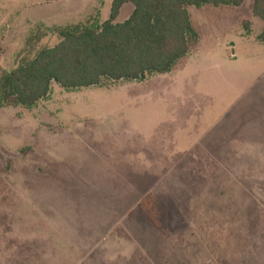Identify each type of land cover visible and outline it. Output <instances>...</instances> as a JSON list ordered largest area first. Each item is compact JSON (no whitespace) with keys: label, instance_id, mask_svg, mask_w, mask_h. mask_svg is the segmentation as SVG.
Segmentation results:
<instances>
[{"label":"rangeland","instance_id":"1","mask_svg":"<svg viewBox=\"0 0 264 264\" xmlns=\"http://www.w3.org/2000/svg\"><path fill=\"white\" fill-rule=\"evenodd\" d=\"M252 1L188 7L197 38L167 73L51 82L32 107L0 105V264H251L264 228ZM111 2L0 0V77L55 46L56 29L107 20Z\"/></svg>","mask_w":264,"mask_h":264},{"label":"trees","instance_id":"2","mask_svg":"<svg viewBox=\"0 0 264 264\" xmlns=\"http://www.w3.org/2000/svg\"><path fill=\"white\" fill-rule=\"evenodd\" d=\"M244 0H112L109 17L56 29L60 41L0 77V105L14 100L32 107L45 98L50 83L65 90L96 87L103 79L142 81L167 73L188 52L194 33L188 7H239ZM124 4L133 10L123 22L115 19ZM252 15L264 24V0H253ZM247 24V23H246ZM258 39L264 44V28ZM154 205L148 194L139 209Z\"/></svg>","mask_w":264,"mask_h":264},{"label":"crops","instance_id":"3","mask_svg":"<svg viewBox=\"0 0 264 264\" xmlns=\"http://www.w3.org/2000/svg\"><path fill=\"white\" fill-rule=\"evenodd\" d=\"M124 5H128V4H124ZM123 5V6H124ZM129 5H131V4H129ZM122 6V7H123ZM132 6V5H131ZM121 7V8H122ZM121 10V9H120ZM132 10H133V7H132ZM132 12V11H131ZM131 12H130V14H131ZM119 13H120V11H119ZM119 13H118V15H119ZM129 14V15H130ZM262 22V21H261ZM117 23V22H116ZM263 23V22H262ZM263 28H264V24H263V27H262V29H261V31L263 30ZM260 233H263V234H260ZM249 238V237H248ZM249 239H251L252 240V237L251 238H249ZM256 240H257V248H256V258H251V259H249L250 260V262H251V264L253 263V264H264V228H260V230H258V234H257V236H256Z\"/></svg>","mask_w":264,"mask_h":264}]
</instances>
